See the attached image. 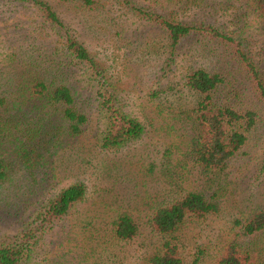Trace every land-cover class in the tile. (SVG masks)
<instances>
[{"label":"rangeland","instance_id":"1","mask_svg":"<svg viewBox=\"0 0 264 264\" xmlns=\"http://www.w3.org/2000/svg\"><path fill=\"white\" fill-rule=\"evenodd\" d=\"M36 1L50 7L63 29L49 24L31 0H0V246L21 239L30 225L36 227L44 189L48 192L53 184L46 195L50 198L78 181L85 187L83 199L46 229L23 264H146L160 242L147 217L171 191L158 158L166 147L186 144L185 128L197 98L184 78L201 69L224 79L223 102L255 118L246 142L223 175L213 177L211 187L201 185L187 166L184 170L190 183L198 181L190 187L206 196L214 193L209 199L217 207L215 214L185 220L178 229L184 264H213L221 248L241 242L233 221L264 209V102L255 89L264 90V19L253 1ZM161 21L194 30L170 47ZM65 35L86 49L92 73L102 71L99 82L105 85L99 93H109L115 108L143 126L141 140L122 149L98 147L99 87L84 63L63 56ZM32 77L50 89H69L72 110L86 118L80 135L64 137L62 108L31 95ZM33 153L57 159L50 158L48 182L36 174L46 165L39 166L42 160L35 162ZM121 213L137 226L128 242L115 241L110 232ZM257 240L260 250L252 253L257 260L251 264H264V233Z\"/></svg>","mask_w":264,"mask_h":264},{"label":"trees","instance_id":"2","mask_svg":"<svg viewBox=\"0 0 264 264\" xmlns=\"http://www.w3.org/2000/svg\"><path fill=\"white\" fill-rule=\"evenodd\" d=\"M31 1L49 24L63 29V25L47 4L36 0ZM58 1L66 3L74 0ZM252 1L264 19V0ZM84 3L88 5L89 1L85 0ZM160 25L167 35L170 47L177 45L181 38L186 37L194 30L169 21H161ZM208 33L212 37H220L216 30L208 29ZM61 43L64 51L63 56H69L77 63H84L86 65L85 72L89 71L91 80H95L98 84L99 89L96 90V93L101 102V104L98 103V110L102 117L101 131L95 133L94 136L98 147L102 150L122 149L126 145L141 140L144 133L143 126L136 119L115 108L111 104L112 96L109 93H99L105 85L104 80L101 84L99 82V79H102L100 75L102 71L91 72L89 68L93 65L92 58L82 44L68 35H65V39ZM238 55L241 60H245L241 52H238ZM41 81L43 80L41 79ZM43 82L36 81L35 77L29 79L31 95L51 107L62 108L60 117L67 124L66 130L63 132L64 137L68 136L72 139L80 135V127L86 122V118L72 110L73 98L69 89L62 85L50 89V86ZM223 84L224 79L220 75L210 74L201 69L191 72L184 78V85L197 100L194 104L195 107L191 109L192 120L187 122L185 128V133L188 132L185 135L187 141L184 143L186 144L183 148L176 145L168 146L158 158L157 165L166 178L171 191L169 195L161 197V202L152 208L147 217L148 227L160 237V242L154 244V249L151 252L154 251L146 258V264H184L182 246L177 236L178 229L185 220H199L217 212L216 204L209 199L214 193L206 196L199 190L193 189V185L190 187V184L198 181L194 179L190 183V180L183 176L186 166L196 173L201 180V185L208 184V188L211 187L214 184L213 177L220 178L223 175L226 163L238 154L246 142L248 132L255 124L254 113L238 111L223 102L224 98L220 96ZM255 89H258L259 96L264 102V90L260 86ZM56 145L57 142L52 140L51 146L55 147ZM48 154H32L35 162L42 160L39 166L46 165V168L40 166L39 172L36 173L40 174L42 182H48V177L53 176L48 171L51 164L50 158L53 162L57 161V159H52L51 154L49 156ZM47 157L49 160L45 162ZM152 170L148 167L147 171ZM3 176L0 170V179ZM57 181L58 179L53 180L54 186ZM52 186L53 184L50 185L48 192L44 189L42 193L45 198L38 205V214L33 221L35 224L37 223L36 227L30 225L23 232L21 239L6 246H0V264H23L32 252L31 247L43 238L46 229L51 228L55 221H60L67 216L71 206L80 202L84 197L85 187L81 182L77 181L62 188L47 198L46 195ZM233 225L239 227L241 242L228 243L221 248V252L213 264H251V260H257L252 253L260 250L261 240L257 239L264 233V209L254 211L246 220L233 221ZM110 226V232L117 242H128L137 235V226L126 213L116 215Z\"/></svg>","mask_w":264,"mask_h":264}]
</instances>
